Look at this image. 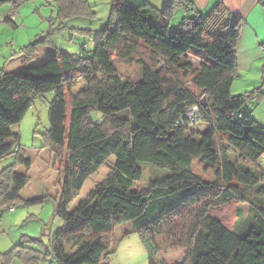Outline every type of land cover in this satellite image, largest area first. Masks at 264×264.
Segmentation results:
<instances>
[{
  "label": "trees",
  "instance_id": "16d2710c",
  "mask_svg": "<svg viewBox=\"0 0 264 264\" xmlns=\"http://www.w3.org/2000/svg\"><path fill=\"white\" fill-rule=\"evenodd\" d=\"M23 2L0 0V7L16 10ZM54 3L58 31L62 20L91 14L83 0ZM241 26L222 4L203 15L194 0H168L161 11L146 0H112L90 55L73 57L48 36L13 52L25 65L0 72V161L13 157L0 171V216L21 203L29 183L16 172L31 162L11 128L51 95L44 147L60 181L54 215L62 225L47 246L23 239L0 253V264H107L113 231L127 222L136 226L148 264H155L159 248L150 232L201 203L178 264H264V129L249 112L258 96L231 95ZM40 46L49 48L46 61L27 66ZM134 64L139 82L119 73V66ZM194 106L193 124L187 114ZM194 162L211 180L193 172ZM143 166L153 178L140 187ZM102 169L108 174L74 208L85 182ZM239 205L251 210L243 230L236 228Z\"/></svg>",
  "mask_w": 264,
  "mask_h": 264
},
{
  "label": "rangeland",
  "instance_id": "374dc122",
  "mask_svg": "<svg viewBox=\"0 0 264 264\" xmlns=\"http://www.w3.org/2000/svg\"><path fill=\"white\" fill-rule=\"evenodd\" d=\"M89 7L87 15L74 16L62 20L63 29L58 31L57 13L54 0H25L16 10L10 5L0 7V72L4 69L7 73L18 72L24 67L23 56H13L19 50L39 39L48 36L56 48L69 53L73 57L88 56L93 50L97 39L102 34L109 19L112 0H83ZM138 2L140 0H133ZM10 15V22H3ZM15 26H12V23ZM49 48L40 46L34 55V60L27 66L42 65L47 59ZM264 64L240 72L231 87V95L239 96L245 93H257L258 99L254 100L249 112L254 120L264 126ZM120 76L124 79L139 82L141 70L138 65L119 66ZM83 86L80 82L77 90ZM76 91V90H75ZM52 96H47L44 101L37 100L28 110L22 120L11 128L19 135V144L25 156L31 162L27 170L23 166L17 168L19 174L29 177L28 185L21 191V203L14 206V211L5 209L0 216V253H7L12 248L21 245L23 239H39L43 246H47L50 237L61 227L60 219L54 215V208L60 196V181L53 166V157L44 147V137L49 129L48 102ZM252 107V108H251ZM262 126V127H263ZM264 128V127H263ZM13 163V157L0 161V171ZM143 181L140 187L147 186L152 171L143 166ZM193 172L204 180H211V173L204 172L196 162L193 163ZM108 174L107 169H102L85 182L78 196L73 202L75 208L83 201L94 186L101 182ZM151 178V179H152ZM27 202L31 204L26 205ZM204 203V202H203ZM203 204L184 206L180 213L167 220L165 223L150 232L157 242L159 250L155 255V264H178L184 259L186 246L193 228L196 224L197 213L201 214ZM240 220L236 228L243 230L245 223L251 216L247 205H239ZM226 211L223 214L225 215ZM226 223L235 222L224 216ZM236 230V229H235ZM112 254L108 257L107 264H148V254L142 245L136 226L127 222L117 226L114 231ZM34 246V245H32ZM45 251V249L41 248ZM11 264H23L14 260ZM39 264H50L41 261Z\"/></svg>",
  "mask_w": 264,
  "mask_h": 264
},
{
  "label": "crops",
  "instance_id": "0c3cea01",
  "mask_svg": "<svg viewBox=\"0 0 264 264\" xmlns=\"http://www.w3.org/2000/svg\"><path fill=\"white\" fill-rule=\"evenodd\" d=\"M146 1L159 11L168 2V0ZM194 4L203 15L208 14L217 4H222L233 18L241 21L236 49L240 72H248L264 63V0H194ZM257 123L260 125L259 122Z\"/></svg>",
  "mask_w": 264,
  "mask_h": 264
},
{
  "label": "built area",
  "instance_id": "2783aa9c",
  "mask_svg": "<svg viewBox=\"0 0 264 264\" xmlns=\"http://www.w3.org/2000/svg\"><path fill=\"white\" fill-rule=\"evenodd\" d=\"M197 115H198V111H197L196 106H194V107H192L190 110H188V114H187L188 119H189L193 124L196 122V120H198ZM8 211L13 212V211H14V207H13V206L10 207V208L8 209Z\"/></svg>",
  "mask_w": 264,
  "mask_h": 264
}]
</instances>
